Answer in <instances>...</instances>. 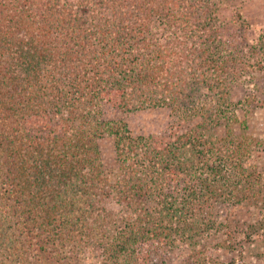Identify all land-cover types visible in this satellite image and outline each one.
Masks as SVG:
<instances>
[{
    "label": "trees",
    "instance_id": "1",
    "mask_svg": "<svg viewBox=\"0 0 264 264\" xmlns=\"http://www.w3.org/2000/svg\"><path fill=\"white\" fill-rule=\"evenodd\" d=\"M232 7L0 0V264H60L66 249L90 242L113 247L112 258L189 245L212 227L204 207L228 189L224 174L238 169L252 190L234 159L245 141L206 135L242 73L244 27ZM103 105L167 108L199 123L132 137L102 120ZM105 135L114 136L115 172L100 162ZM195 249L192 258L203 254Z\"/></svg>",
    "mask_w": 264,
    "mask_h": 264
},
{
    "label": "rangeland",
    "instance_id": "2",
    "mask_svg": "<svg viewBox=\"0 0 264 264\" xmlns=\"http://www.w3.org/2000/svg\"><path fill=\"white\" fill-rule=\"evenodd\" d=\"M229 2L234 6L230 11L242 16L244 45L239 47L242 73L229 80V95L225 99L231 105L225 109V118L206 135L211 139L228 137L243 144L245 141L246 155H236L234 159L246 170L244 175L248 174L252 183L255 181L252 190H242L241 175L235 174L238 169L224 174L228 189L221 190L222 197L212 202L211 207H204L212 227L204 229L189 245L176 241L171 246L130 255L116 250L118 255L112 258L113 247L105 246L104 241L103 244L82 243L79 249H66L60 264H194L195 261L198 264H264V0ZM101 118L117 122L119 126L126 125L132 137L166 134L178 125L179 130L175 132L181 135L199 123L198 118L182 119L167 108L132 112L103 105ZM96 145L103 169L115 172L118 162L114 136L98 138ZM194 248L202 251L199 256L202 260L191 257Z\"/></svg>",
    "mask_w": 264,
    "mask_h": 264
}]
</instances>
